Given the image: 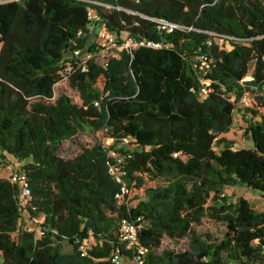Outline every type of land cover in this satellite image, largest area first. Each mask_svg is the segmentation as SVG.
<instances>
[{"label": "trees", "instance_id": "16d2710c", "mask_svg": "<svg viewBox=\"0 0 264 264\" xmlns=\"http://www.w3.org/2000/svg\"><path fill=\"white\" fill-rule=\"evenodd\" d=\"M152 19L178 28L166 33ZM89 23L162 47L122 51L106 65L94 55L85 70L68 69L70 53L87 46ZM246 93L252 147L235 149L221 135ZM86 127L113 144L59 157L62 142ZM128 138L136 148L117 150L127 186L118 204L108 153ZM4 154L29 160L22 169L34 204L55 233L20 232L17 186L0 178V264H114L123 217L143 220L146 264H264V211L222 193L240 185L264 194V0H0ZM205 218L223 226L221 238L195 231ZM164 239L185 244L161 248Z\"/></svg>", "mask_w": 264, "mask_h": 264}, {"label": "built area", "instance_id": "2783aa9c", "mask_svg": "<svg viewBox=\"0 0 264 264\" xmlns=\"http://www.w3.org/2000/svg\"><path fill=\"white\" fill-rule=\"evenodd\" d=\"M87 16L88 20H99L92 10H88ZM152 21L157 23L158 29L165 31L166 33H172L174 29L178 28L177 25L163 19H152ZM94 29H97L95 25L89 23L87 26V36L91 35ZM82 34L81 31L78 32V35ZM90 46H93L92 50L89 49ZM142 47L159 49L162 45L145 39L129 37L125 33L117 36L114 32L108 31L103 26H99L98 30H96L95 42L90 45L87 44L82 50H73L68 57L69 61L66 65L68 69H70L71 66H75L78 68L81 67L85 70L86 62L94 55H99L103 58V64L106 65L110 58L118 57L120 52L126 51L127 53H131ZM198 61L205 70L210 68L211 61L205 55H200ZM204 95H206V90L205 88H201L200 96L202 97ZM237 103L239 107H242L243 109L250 108L251 95L248 93L244 94ZM108 154L112 159V162L108 163L107 171L114 181L120 185L119 192L114 196L116 202L120 204L123 201L124 195L127 193V186L124 180L125 172L121 169V162L123 159L115 149L109 150ZM177 155L178 153L173 154L174 157ZM8 180L15 184L18 189L17 202L20 212L19 224L22 219L25 218V220L34 223L37 227L36 230L31 225H28L25 231L32 233L35 240L43 238L49 231L55 233V231L43 225L44 215L38 213L37 206L34 204L29 180L23 169L12 173ZM142 228L143 220L141 217L132 220L123 217L118 220V243L114 251L111 253L110 262L121 264L123 260H129L133 264H146L147 249L142 247L139 242V232ZM90 240H93L94 242L92 235H89L88 239L79 245L78 249L82 256L85 255V251L88 249L87 242Z\"/></svg>", "mask_w": 264, "mask_h": 264}, {"label": "rangeland", "instance_id": "374dc122", "mask_svg": "<svg viewBox=\"0 0 264 264\" xmlns=\"http://www.w3.org/2000/svg\"><path fill=\"white\" fill-rule=\"evenodd\" d=\"M96 30L92 32L91 35H88L87 44L90 45L91 43L95 42V34ZM220 41V40H219ZM221 43V41H220ZM226 48H229L227 44H225ZM251 73V69H250ZM246 79H250L248 76ZM233 96L231 100H233ZM249 119V116L246 115L245 109L239 107L238 103L235 104V110L233 112V124L230 130L222 134L221 137L232 141L234 143L235 149H242V148H251L252 142L244 137L243 133L247 127L246 121ZM95 144H99L103 147H109L113 144V141L108 139L105 136L104 130L99 132H94L89 128H84V130L80 131L76 136L71 139L65 140L62 142L60 149L58 150V156L65 159L70 160L74 159L81 153L82 148H90ZM136 148V144L133 139L128 138L122 140L119 143H115L114 149L117 151L118 149L123 150H133ZM215 150H218V147H215ZM29 162L28 159L26 160H17L11 155L4 154V158L0 157V178L8 179L9 176L22 169L23 165ZM222 193L228 198L230 203H236L239 198L245 199L250 207L258 212L264 211V194L259 191L252 190L245 186H227L224 187ZM134 205V203H133ZM28 225H31L37 230V227L34 223H30L27 220L22 219L21 223L19 224V231L25 230ZM197 233H208L215 238H221L223 235L224 228L221 224L211 221L207 218L202 220L200 226L194 227ZM93 240L87 242V248L93 246ZM185 244L184 240L181 241H170L168 239H164L162 242L161 248H178L182 247ZM61 252L64 254L70 253L72 250V246L66 240L61 241ZM121 264H133L129 260H123ZM231 264V263H227Z\"/></svg>", "mask_w": 264, "mask_h": 264}]
</instances>
